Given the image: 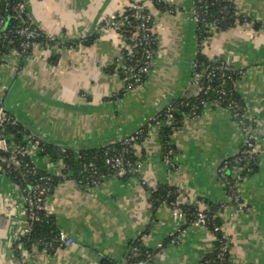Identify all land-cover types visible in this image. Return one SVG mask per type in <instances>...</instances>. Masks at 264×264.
Masks as SVG:
<instances>
[{
  "label": "crops",
  "instance_id": "0c3cea01",
  "mask_svg": "<svg viewBox=\"0 0 264 264\" xmlns=\"http://www.w3.org/2000/svg\"><path fill=\"white\" fill-rule=\"evenodd\" d=\"M160 1L170 8L159 10L151 0H142L153 15L156 49L143 83L126 90L119 72L122 39L103 24L123 11L125 0H24L32 24L56 42H34L26 55L11 50L1 58L6 111L35 136L60 146L99 147L146 128L133 145L144 183L136 177L104 176L86 185L69 171L45 204L59 232L73 243L52 252L37 248L29 264H98L94 252L117 264L134 240L155 250L148 264H199L212 247V232L178 220L168 205L154 207L150 191L160 184L179 189V204L208 208L224 203L217 214L229 234L231 264H264L263 134L258 135L256 169L237 183L241 202L234 205L216 176L220 160L242 145L241 129L229 111L206 106L196 117H184L172 135L173 168L162 159L160 126L151 122L165 101L198 94L192 63L200 48L208 59L222 58L243 70L235 88L264 133V0H226L246 20L211 29L200 44L192 0ZM34 161L46 171L58 167L47 156ZM1 203L18 206L0 218V264H18L13 242L25 214L18 188L2 172Z\"/></svg>",
  "mask_w": 264,
  "mask_h": 264
},
{
  "label": "built area",
  "instance_id": "2783aa9c",
  "mask_svg": "<svg viewBox=\"0 0 264 264\" xmlns=\"http://www.w3.org/2000/svg\"><path fill=\"white\" fill-rule=\"evenodd\" d=\"M203 1L204 0H192L191 12L193 20L196 24V31H210L211 29L216 28V22L213 20L210 22H205L203 20V26L198 25V23L202 20L200 14L207 13L208 11V6L202 5ZM126 9H123L121 13L110 15L104 20L103 24L108 27H113L122 39L123 59L120 61V68L122 69L121 73L123 74L124 79L123 88L130 90L140 86L143 83L144 77L147 76L151 70L154 51L150 48V43H152V41L156 42V37L152 31L153 15L148 10H145L146 6L141 0H130V4ZM13 10L18 13L23 12L25 10L24 0H16ZM127 11L129 13H126ZM134 19L136 20V23L132 24V20ZM2 23L3 18L0 17V25ZM121 29L129 30L130 36L128 41H126V38L119 32ZM16 33L22 36V39L19 42L20 48L18 52L24 55L28 54L29 49H31L33 45V40L40 35L38 30L30 24L21 23L16 29ZM46 37H49L50 40H54L51 36L46 35ZM9 42H12V40H9ZM135 49L141 51L139 57H136ZM198 65V62L194 59L192 63V82L195 84L198 93H207L210 89H212L210 82L214 77H218L222 82H224L227 78L231 77V72L239 74V76H241L243 72L241 68H237L222 58H209L208 62L200 69H198ZM217 91L219 95L211 99L209 102H203L202 107L226 108L236 124L240 127L243 135L239 154L233 156L235 157L234 160H238L239 158H242L243 160L254 158V156L260 151V141L257 133L258 126L254 114L249 111L248 108L242 110L238 103L232 99H229L223 105L226 90L224 87L220 86ZM195 108L196 107L193 108V114L189 117L197 116V114H195ZM165 114L164 122L165 124H170L174 118L172 109L170 107L167 108ZM14 120L15 118L6 111L3 97L0 95V150L4 152H8L11 146L9 142V135L4 133L2 129L7 122ZM140 131L141 129L139 128L129 136L118 140L123 146L120 153H114L112 152L114 148L106 147L104 149L103 166L99 167L92 160L81 163V171L83 172V175L79 181L86 185H91L97 183L104 176L123 177L127 175L129 178L136 177L144 183L140 175V162L132 161L123 156V153L128 151V148L135 144L134 142L139 138ZM26 139L27 144L16 143L13 147V157H11V162L15 166H21L24 172L27 173L31 171L32 168H35V165L30 166L29 161L24 160L25 156H31L38 151L42 152L44 151V148L39 147L40 141L34 134L30 133L26 135ZM63 150L64 149L62 148V151ZM75 154L77 157H80L79 150L75 151ZM229 158L222 161L216 170V174H219L221 178L219 179L220 184L223 187H225L224 185L228 187L229 202L234 205H239L241 199L236 190V185L243 179L241 176L242 171L241 167H236L233 172V178L228 179L225 175V170L230 164ZM162 159L171 168L175 167L174 162L171 157H169L167 152L162 155ZM0 161H5V158L0 157ZM56 162L58 167L53 172L48 171L49 175L53 174L55 176L64 177L65 175L63 174V171L67 166L66 163L62 157L58 158ZM49 175L41 176L43 181L30 182L21 190L20 197L22 199L25 219L13 242V244L16 243L13 250L16 254L18 264H29L33 256L36 254V250L38 248L37 245L27 248L19 241V237L20 235L29 233L31 230L30 222L40 220V211L48 213L45 202L50 192ZM16 187L19 188L18 186ZM6 202L8 203V201ZM7 203H1L0 214L8 217L12 214L14 207L16 208L18 205ZM160 204L168 205L175 218L185 221L190 226L208 227L211 218L208 208H195L191 213V217L188 218L186 213L179 207L177 200L172 204H168L165 200H163ZM210 231L212 232L214 241L219 242V246L217 248H212L216 252L215 255L218 261L216 264H223L224 262L231 263L230 256L229 259L226 257V253H229L230 238L229 234L225 231L223 224L214 225ZM72 243L73 239L71 237L59 232L56 239L55 249ZM161 245V243H158L157 248L159 249ZM41 250L45 251L44 249ZM138 251H140L139 247L132 246V248L129 249L125 260L123 262H118L117 264H148L152 261L156 254L155 250L147 249L144 251V256L142 258L132 260L133 255Z\"/></svg>",
  "mask_w": 264,
  "mask_h": 264
},
{
  "label": "trees",
  "instance_id": "16d2710c",
  "mask_svg": "<svg viewBox=\"0 0 264 264\" xmlns=\"http://www.w3.org/2000/svg\"><path fill=\"white\" fill-rule=\"evenodd\" d=\"M142 1V0H141ZM16 0H0V17L3 18V23L0 25V60L1 58L11 50L19 51V42L22 39V36L16 33V29L19 27L21 23L30 24L33 27H36L30 21L28 13L25 10L21 13L15 12L13 10V6ZM151 2L158 8L159 10H164L170 8V6L160 0H151ZM124 9L128 7L130 4V0H125L124 2ZM211 4V5H210ZM202 5L208 6L207 13H201V21L198 25L203 26V20L205 22L215 21L216 22V29H225L230 26H233L235 23L244 22L246 19L242 16H236L233 11V7L229 1L226 0H204ZM127 10V9H126ZM125 10V11H126ZM148 10L147 8L145 9ZM149 11V10H148ZM126 13H129L128 11ZM136 20H132V24H135ZM39 32V36L33 40L34 42H41L43 45H53L56 40H50L49 37L41 32L39 28L36 27ZM120 33L126 38L130 36L129 30L121 29L119 30ZM198 35L199 44L201 43L204 38L209 36L208 30H201L196 31ZM12 40V42H9ZM200 47V46H199ZM32 48V47H31ZM150 48L155 52L156 49V42L152 41L150 43ZM31 49H29L28 53ZM136 57H139L141 51L135 49ZM24 55V54H22ZM195 60L198 62V69H200L204 64L208 62V58L200 51V48L197 51ZM115 68L114 66H112ZM111 67V68H112ZM122 69L119 68V72L121 73ZM122 74V73H121ZM123 75V74H122ZM146 77V76H145ZM145 77L143 81L145 80ZM239 74H235L231 72V77L227 78L226 81L222 82L218 77H214L211 80L212 89H210L207 93L199 92L193 97H178L172 99L170 101H165L164 104L158 110L156 117L151 121L154 124H158L160 126V139L162 143V155L166 152L168 153L169 157L172 158V152L174 150V143L172 141V135L175 130L183 125V120L185 116H191L193 114V108L195 109V114H199L202 110V103L209 102L211 99L217 97L219 95L217 89L222 86L226 90V95L224 96L223 105L229 100L232 99L238 103V105L243 109H246V105L244 104L243 100L241 99L240 95L238 94L234 83L239 79ZM172 109L173 113V120L170 124H165V113L167 108ZM140 135L139 138L134 142L135 144L140 142L145 134L146 128H140ZM3 132L9 135V142H10V150L8 152H4L0 150V157L5 158V161H0V172L5 174L9 177L12 182L18 186V191L21 193L22 188H25L30 182L36 181H43L41 176L49 175L48 171L39 168L35 161L34 157H44L47 156L52 160H57L58 158L62 157L64 162L66 163V167L63 171L64 177H68L69 171H75V177L77 180L81 179L83 172L81 171V163L92 160L94 161L99 167L103 166V156H104V149L106 147H112L114 153H120L123 146L120 144L119 141H115L114 143L108 144L102 147H94V148H81L79 150L80 157H77L75 154L74 149L66 146L56 145L54 143L48 142L36 136V138L40 141V146L43 147L44 151H38L35 153V156H25L24 160L29 161V165H35V168H32L29 172H24L21 166H15L11 162V157H13V147L16 143L27 144L26 135L30 134L31 132L20 122L16 119L14 121L7 122L3 127ZM62 148L64 149L62 151ZM239 151L233 154L229 158V166L225 170V175L228 179L233 178V172L236 167H241V176L244 178L254 172L256 169V160L257 154L254 158H249L247 160H243L239 158L238 160H234V155H238ZM123 156L129 158L132 161H138V158L135 156L133 152V146L128 148V151L123 153ZM233 157V158H232ZM10 161V162H8ZM50 176V192L54 189L56 184L63 180L64 177L55 176L53 174ZM217 179L219 181L220 176L216 174ZM120 178H129V176H123ZM224 191L229 195V190L226 185H224ZM179 193V189L173 186H169L166 184H160L156 188L150 191V199L151 203L154 207L159 205L161 201L165 200L168 204H172L177 200V196ZM179 207L186 213L187 217H191V213L196 208L192 205L187 204H179ZM223 207L222 202L218 203H210L208 206L209 214L211 215L210 222L208 224V228L211 230L214 225L222 224V220L220 219L219 215L217 214L221 208ZM31 230L28 234L20 235L19 241L24 244L25 247L30 248L33 245H37L39 249H44L46 252H52L55 249L56 239L59 234L58 227L55 222V218L52 214L46 213L44 211H40V220L30 222ZM175 239L170 238V240ZM16 242V241H15ZM16 244V243H15ZM13 244V248L15 247ZM132 246H137L140 248L136 254L133 255L132 260L140 259L144 256V251L149 250V248L144 247L141 244L140 240H134L131 242ZM219 246V242L214 241L212 244L211 249H209L206 254L204 255L203 259L199 264H216L218 263L215 251L212 248H217ZM130 249V248H129ZM227 259H229V253H226ZM223 264H231L229 262Z\"/></svg>",
  "mask_w": 264,
  "mask_h": 264
},
{
  "label": "water",
  "instance_id": "95a60500",
  "mask_svg": "<svg viewBox=\"0 0 264 264\" xmlns=\"http://www.w3.org/2000/svg\"><path fill=\"white\" fill-rule=\"evenodd\" d=\"M190 9H192V6L190 7ZM167 101H169V100H167ZM257 133H258V135H261V134H263V136H264V133L262 132V129L260 128V127H258L257 128ZM115 141H113V142H108V143H105V144H102L101 146H99V147H102V146H106V145H108V144H111V143H114ZM66 147H70V148H72V149H74V150H80L81 148H79L78 146H75V145H73V144H70V145H65ZM239 151V150H238ZM237 151V152H238ZM233 154H231V155H229V156H227V157H225V158H222L221 160H220V162L217 164V167L222 163V161L224 160V159H227V158H229V157H231ZM0 218H2V215L0 214ZM93 256H94V260L98 263V264H116V263H114V262H111L106 256H104V255H102V254H99L98 252H94L93 253Z\"/></svg>",
  "mask_w": 264,
  "mask_h": 264
}]
</instances>
